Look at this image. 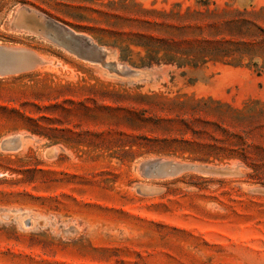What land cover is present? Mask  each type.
Returning a JSON list of instances; mask_svg holds the SVG:
<instances>
[{
    "label": "rangeland",
    "instance_id": "1",
    "mask_svg": "<svg viewBox=\"0 0 264 264\" xmlns=\"http://www.w3.org/2000/svg\"><path fill=\"white\" fill-rule=\"evenodd\" d=\"M263 6L0 0L45 62L0 76V264H264V70L182 67L199 13Z\"/></svg>",
    "mask_w": 264,
    "mask_h": 264
},
{
    "label": "trees",
    "instance_id": "2",
    "mask_svg": "<svg viewBox=\"0 0 264 264\" xmlns=\"http://www.w3.org/2000/svg\"><path fill=\"white\" fill-rule=\"evenodd\" d=\"M198 15L199 21L207 22L197 28L201 37L195 47L182 42V67L189 62L193 66L212 62L253 68L258 75L264 70V6L221 12L207 9Z\"/></svg>",
    "mask_w": 264,
    "mask_h": 264
},
{
    "label": "water",
    "instance_id": "3",
    "mask_svg": "<svg viewBox=\"0 0 264 264\" xmlns=\"http://www.w3.org/2000/svg\"><path fill=\"white\" fill-rule=\"evenodd\" d=\"M44 60L38 57L34 52L16 47L0 46V76L18 74L35 69L38 65L44 64ZM13 148L15 144L11 142ZM157 164V162H154ZM150 163L145 162L143 165L147 167ZM170 163H161L168 165Z\"/></svg>",
    "mask_w": 264,
    "mask_h": 264
}]
</instances>
